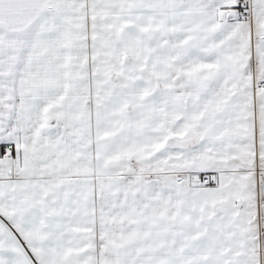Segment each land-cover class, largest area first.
<instances>
[{
    "label": "snow or ice",
    "instance_id": "1",
    "mask_svg": "<svg viewBox=\"0 0 264 264\" xmlns=\"http://www.w3.org/2000/svg\"><path fill=\"white\" fill-rule=\"evenodd\" d=\"M0 264H264V0H0Z\"/></svg>",
    "mask_w": 264,
    "mask_h": 264
}]
</instances>
